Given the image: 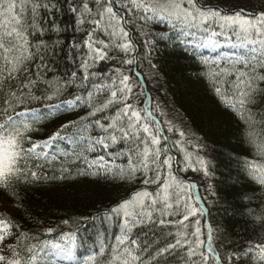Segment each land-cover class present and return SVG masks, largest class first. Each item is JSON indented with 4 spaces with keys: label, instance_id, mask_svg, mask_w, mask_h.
I'll list each match as a JSON object with an SVG mask.
<instances>
[{
    "label": "snow or ice",
    "instance_id": "1",
    "mask_svg": "<svg viewBox=\"0 0 264 264\" xmlns=\"http://www.w3.org/2000/svg\"><path fill=\"white\" fill-rule=\"evenodd\" d=\"M161 44L234 125L240 151L225 158L249 184L243 243L210 218L205 138L152 95ZM81 180L125 194L44 230L61 242L29 243L31 228L0 216V264H264V0H0V194L22 206L32 186Z\"/></svg>",
    "mask_w": 264,
    "mask_h": 264
},
{
    "label": "trees",
    "instance_id": "2",
    "mask_svg": "<svg viewBox=\"0 0 264 264\" xmlns=\"http://www.w3.org/2000/svg\"><path fill=\"white\" fill-rule=\"evenodd\" d=\"M239 4L252 6L257 0H237ZM155 62L159 66L158 91L153 89L152 95L165 97L170 106L179 112L186 124L198 132L208 145L207 156L216 165L214 183L219 198L209 197L205 202L211 214L210 218L215 226L226 229L231 240L243 243L252 237V225L246 221L243 213L246 211L247 201L242 199L248 191L249 184L245 179H237L236 166L225 157L232 149L240 151V146L235 137L234 125L227 117L215 111L213 103L209 100L203 88L190 82L187 77L192 75L191 69L185 64L179 53L171 50V45H159L153 52ZM149 88L152 84L149 83ZM51 127V126H50ZM189 176L194 175L189 172ZM201 194L203 188L201 187ZM125 194L124 189H116L88 181L48 184L41 183L21 192L22 206L8 200L0 194V216L11 217L26 228H31L29 235L45 238L44 230L49 226L60 223L62 218L79 215H95L97 209H103L111 201ZM213 200L217 202L212 203ZM31 221L42 220V224L27 223L25 215ZM101 229L97 221L95 227L88 226L87 234L84 229L79 233L81 247L77 256L83 258L90 252L91 242L95 234ZM67 230V229H64ZM59 230L52 235L53 241ZM36 240H31L33 243ZM223 238H218L217 246L222 247ZM227 241H223L226 243Z\"/></svg>",
    "mask_w": 264,
    "mask_h": 264
},
{
    "label": "rangeland",
    "instance_id": "3",
    "mask_svg": "<svg viewBox=\"0 0 264 264\" xmlns=\"http://www.w3.org/2000/svg\"><path fill=\"white\" fill-rule=\"evenodd\" d=\"M54 259H56L57 257H56V253H55V251L53 250V253H52V255H51Z\"/></svg>",
    "mask_w": 264,
    "mask_h": 264
}]
</instances>
